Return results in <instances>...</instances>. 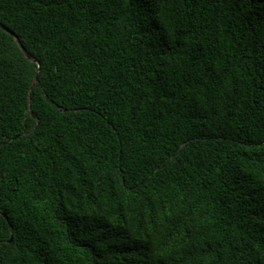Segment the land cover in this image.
<instances>
[{
  "label": "trees",
  "instance_id": "obj_1",
  "mask_svg": "<svg viewBox=\"0 0 264 264\" xmlns=\"http://www.w3.org/2000/svg\"><path fill=\"white\" fill-rule=\"evenodd\" d=\"M0 24V264H264V0Z\"/></svg>",
  "mask_w": 264,
  "mask_h": 264
},
{
  "label": "water",
  "instance_id": "obj_2",
  "mask_svg": "<svg viewBox=\"0 0 264 264\" xmlns=\"http://www.w3.org/2000/svg\"><path fill=\"white\" fill-rule=\"evenodd\" d=\"M0 26H3V25L0 24ZM3 27H4V26H3ZM5 28H6V27H5ZM6 29H7V28H6Z\"/></svg>",
  "mask_w": 264,
  "mask_h": 264
}]
</instances>
